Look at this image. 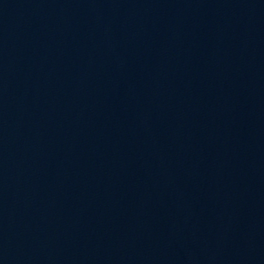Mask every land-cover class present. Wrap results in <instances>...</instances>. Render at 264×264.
<instances>
[{"label": "water", "instance_id": "water-1", "mask_svg": "<svg viewBox=\"0 0 264 264\" xmlns=\"http://www.w3.org/2000/svg\"><path fill=\"white\" fill-rule=\"evenodd\" d=\"M0 264H85L1 174Z\"/></svg>", "mask_w": 264, "mask_h": 264}]
</instances>
